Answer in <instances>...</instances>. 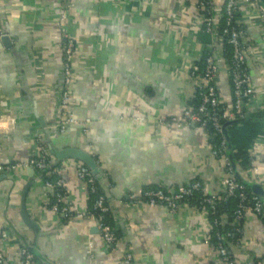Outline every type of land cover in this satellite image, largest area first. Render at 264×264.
<instances>
[{"label": "crops", "instance_id": "crops-1", "mask_svg": "<svg viewBox=\"0 0 264 264\" xmlns=\"http://www.w3.org/2000/svg\"><path fill=\"white\" fill-rule=\"evenodd\" d=\"M224 3L215 0L219 13ZM259 4L264 8V0ZM64 20L76 42L69 110L80 123L60 133ZM238 21L255 97L246 118L226 122L224 134L233 153L254 152L259 179L240 165L229 174L224 160L212 156L207 133L172 122L193 107L191 71L212 47L219 98L229 110L234 101L230 61L220 40L203 31L193 0H0V118L12 128L0 135V163L24 164L44 154L54 162L52 144L89 152L104 172L97 181L120 238L108 244L88 218L82 163L65 162L58 175L67 203L81 215L75 219L49 210L54 188L41 172L31 178L21 166L0 175V232L10 235L0 240L5 264H22V246L50 264H225L208 242L213 220L207 210L185 205L171 212L142 197L147 188L175 192L195 180L215 195L236 176L264 191V18L242 4ZM30 182L27 209L36 229L22 216ZM242 230L239 244L230 246L236 264H264V222L248 213Z\"/></svg>", "mask_w": 264, "mask_h": 264}, {"label": "built area", "instance_id": "built-area-1", "mask_svg": "<svg viewBox=\"0 0 264 264\" xmlns=\"http://www.w3.org/2000/svg\"><path fill=\"white\" fill-rule=\"evenodd\" d=\"M193 2L203 17V31L219 39L223 45L227 44L231 48L229 77L232 84L234 101L233 106L229 110L225 108L219 98L216 81L220 71L216 59V48L212 47L204 56L205 66L203 70L200 71L197 65H195L191 71V77L197 82V96L200 98L199 106L187 109L180 118H173L172 122L180 126L197 127L207 133L209 137L211 136L209 130H213L220 137L221 143L218 147L211 144L212 156L224 160L227 172L233 175L234 169L230 164L229 158L226 156L228 140L224 134L223 122L246 118L248 104L255 97L252 76L248 65L249 49L248 45L243 41L245 31L238 21L239 14L242 4H246L250 8H258L261 17L264 18V8L260 6L259 0H225L223 11L219 13L215 5V0H193ZM221 19H223V25H221ZM66 27V21L64 20L62 22L64 89L62 92V120L58 127L60 133H65L71 126L80 123L69 110V104L72 98L71 85L74 81L73 58L76 52V42ZM221 107H224L222 114L219 113ZM8 121L9 119L7 118H0V135L11 133L12 128L8 125ZM85 123H89V120H86ZM250 161L249 169L251 171V177L252 179H259V169L255 164L254 152L250 154ZM21 166L33 168L40 172L48 168L45 158L30 160L24 164L5 165L0 163V175L10 171L14 172ZM78 175L88 185L92 193H97L96 179L88 167L81 164ZM48 186L58 189L56 204L52 206L51 211L59 212L69 219L81 217V215L73 216L74 212L67 203L66 184L61 178L54 184L48 182ZM222 188L227 190L228 196H238L240 199L238 210L235 213V232L223 235L221 227L225 224L226 219L224 218L227 217H223L221 220L215 219L213 222L214 232H212L211 238L215 237L217 244L212 245L210 243L211 238L208 242L225 264H236L235 259L229 254L227 239L234 238L237 234L243 233L240 225L241 221L246 219L248 213H254L259 217L264 215V201L260 197H254L252 200L253 205H249L247 203V195L244 192V186L240 185L234 177L225 180L222 183ZM197 191H202L204 200L199 207L194 208L197 210H205L204 208L207 205L212 212H216L215 202L219 198L218 194H207L205 186L201 182H194L189 186H181L174 193L163 190L148 192L145 194L148 198L146 203L152 207L162 206L171 212H176L182 206L188 205L185 201L193 197ZM94 209L98 215L90 214L88 218L95 222L105 242L110 245H116L120 239L116 235L115 230L105 222V217L110 212V207L107 205V197L100 196L95 202ZM9 238L10 235L8 233L0 232V240ZM238 244L239 242L236 245ZM127 261H131L130 255H127ZM5 262L6 257L0 251V264H5ZM21 262L22 264H37L34 261L33 255L23 248L21 249Z\"/></svg>", "mask_w": 264, "mask_h": 264}, {"label": "trees", "instance_id": "trees-1", "mask_svg": "<svg viewBox=\"0 0 264 264\" xmlns=\"http://www.w3.org/2000/svg\"><path fill=\"white\" fill-rule=\"evenodd\" d=\"M221 25H223V19H221ZM223 47H224V51H225L228 59L230 60L231 54H232L231 48L227 44H224ZM63 59H64V56H63ZM204 66H205V57L199 63H197V67L199 68L200 71L203 70ZM199 103H200V98L197 96V99L194 102L193 107L194 108L198 107ZM223 111H224V107H221L219 113L222 114ZM61 117H62V113H61ZM226 122H228V121H226ZM226 122H223V124L225 125ZM209 133L211 134L210 143L213 144L214 146L218 147L221 143L220 137L217 134H215V132L213 130H209ZM46 146H48V144ZM226 149H227L226 150V156L229 158L230 164L233 167L234 171L238 170L239 165L241 167H243L244 169H247L250 167L251 161H250V157L247 154H243L241 152L233 153V151L232 150L230 151V149H229V142H228ZM42 158L46 159L47 165H48V168L45 171H41L43 178L49 183H52V184L56 183L57 180L59 179V177H58L59 170L61 168H63V164H58L55 161L53 162L52 158L50 157V154H44ZM37 160H39V159H37ZM240 162H241V164H240ZM11 165H13V164H11ZM235 180L240 185L244 186V192L247 195V198H248L247 203L249 205H253L252 200L254 197H260L264 201V194L258 189L259 186L257 184L247 182L238 176L235 177ZM194 182H201L203 184V182L201 180H195ZM95 184L97 187V193H92L90 191L91 196H90V200H89L90 208H89V212H88V217L90 214H93L95 216L98 215L94 209L95 202L98 200V198L100 196H102V195L105 196L104 190L100 186V183L96 180ZM157 190H163L165 192H168V190L164 189V188H157V187L147 188L144 191V195L142 197L143 201L144 202L148 201V198L145 196L146 193L151 192V191H157ZM177 190H178V188L176 189V191ZM57 193H58V189L56 188V189H54L53 195H50V202L47 205V208L49 210H51L52 206L56 204V194ZM218 197H219L218 200H216V202H215L216 212H212L210 210V207L207 205L205 206L204 209L209 212V215L212 218L213 222L215 219L221 220L223 217H227V218H224V219H226V221H225V224L221 227V232L223 235H227L228 233H234L235 228H236L235 213L238 210V207L240 204V199L238 196H228L227 190H225V188H221V190L218 193ZM203 200H204V194L202 193V191H197V192H195L194 196L189 198L187 201H185V203L191 207H199L201 205V202H203ZM107 205L109 206L108 199H107ZM75 215H77V214L73 213V216H75ZM260 218L264 222V215H262ZM245 220L246 219L241 221V225H240L241 229L243 228V224H244ZM105 222L107 223V225L111 226L114 229V221H113V218L111 215V211L106 215ZM213 232H214V230H213ZM116 235L119 238V235L117 233H116ZM241 237H242V234H237L234 238L227 239V243H228L227 248H228L229 254L231 256H232L231 248H230L231 244L236 246L237 242L240 241ZM210 243L212 245L217 244V240L215 239V237H212L210 239ZM22 248L26 249L30 254L33 255L34 261L37 264H50V263L44 262V260L40 259L39 256H37V253L35 252L34 249H32L28 246H24V247L22 246ZM262 262H263V260L257 259L254 264H260Z\"/></svg>", "mask_w": 264, "mask_h": 264}, {"label": "water", "instance_id": "water-1", "mask_svg": "<svg viewBox=\"0 0 264 264\" xmlns=\"http://www.w3.org/2000/svg\"><path fill=\"white\" fill-rule=\"evenodd\" d=\"M64 89V87H63ZM63 92V90H62ZM62 96V95H61ZM62 99V98H61ZM229 149L231 151V145L229 144ZM50 153L55 158V161L58 164H63L68 161H75L78 163H82L86 167L90 169L92 172V175L95 177L96 180H99L104 176V172L102 168L99 166L97 159L90 154L89 152H86L84 150L78 149V148H65V149H59L55 147L53 144L50 147ZM36 170L33 168H29L30 177H34V172ZM32 182H30L24 191L23 197H22V216L25 224L33 229H36V224L32 221L28 209H27V198L29 191L32 186ZM258 189L264 194L263 189L259 186ZM174 193V192H173ZM64 218L65 216L62 215Z\"/></svg>", "mask_w": 264, "mask_h": 264}]
</instances>
